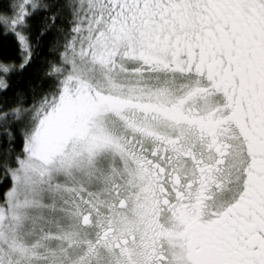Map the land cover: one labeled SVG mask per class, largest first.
<instances>
[{
  "label": "snow or ice",
  "instance_id": "snow-or-ice-1",
  "mask_svg": "<svg viewBox=\"0 0 264 264\" xmlns=\"http://www.w3.org/2000/svg\"><path fill=\"white\" fill-rule=\"evenodd\" d=\"M0 264H264V0H0Z\"/></svg>",
  "mask_w": 264,
  "mask_h": 264
}]
</instances>
